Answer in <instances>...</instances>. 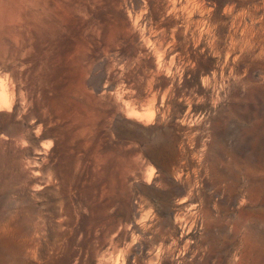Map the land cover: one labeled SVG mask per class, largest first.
Returning a JSON list of instances; mask_svg holds the SVG:
<instances>
[{
	"label": "rangeland",
	"instance_id": "1",
	"mask_svg": "<svg viewBox=\"0 0 264 264\" xmlns=\"http://www.w3.org/2000/svg\"><path fill=\"white\" fill-rule=\"evenodd\" d=\"M0 264H264V0H0Z\"/></svg>",
	"mask_w": 264,
	"mask_h": 264
},
{
	"label": "bare ground",
	"instance_id": "2",
	"mask_svg": "<svg viewBox=\"0 0 264 264\" xmlns=\"http://www.w3.org/2000/svg\"><path fill=\"white\" fill-rule=\"evenodd\" d=\"M191 217V216H190ZM151 259V258H150ZM155 259V258H154Z\"/></svg>",
	"mask_w": 264,
	"mask_h": 264
}]
</instances>
